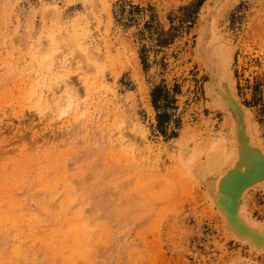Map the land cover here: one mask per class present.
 Instances as JSON below:
<instances>
[{
    "label": "rangeland",
    "instance_id": "1",
    "mask_svg": "<svg viewBox=\"0 0 264 264\" xmlns=\"http://www.w3.org/2000/svg\"><path fill=\"white\" fill-rule=\"evenodd\" d=\"M209 27L263 147L264 0H0V264H264L179 156L232 148Z\"/></svg>",
    "mask_w": 264,
    "mask_h": 264
},
{
    "label": "bare ground",
    "instance_id": "2",
    "mask_svg": "<svg viewBox=\"0 0 264 264\" xmlns=\"http://www.w3.org/2000/svg\"><path fill=\"white\" fill-rule=\"evenodd\" d=\"M208 29L200 37L196 51L210 75L206 84L207 96L212 101L213 109L225 114L232 148L227 149L225 139L217 135L216 139H211L208 149L203 150L206 155L203 161L198 160L202 152L191 150L185 142L179 156L194 176L192 178L201 181L202 185L207 184L205 192L223 218L224 230L235 240L251 244L253 249L262 252L264 226L251 218L246 201L251 190L264 186V146L257 139V124L237 94L232 69V44L222 43L218 36H213L211 28ZM40 99H44V96ZM68 238L72 244L71 236L68 235Z\"/></svg>",
    "mask_w": 264,
    "mask_h": 264
},
{
    "label": "trees",
    "instance_id": "3",
    "mask_svg": "<svg viewBox=\"0 0 264 264\" xmlns=\"http://www.w3.org/2000/svg\"><path fill=\"white\" fill-rule=\"evenodd\" d=\"M160 91H161V89H156V91H155L154 94H153V101H154L155 106H156L158 109H160V106H159V104H158V93H159ZM164 124H165V122H163V121L160 120V126L163 127Z\"/></svg>",
    "mask_w": 264,
    "mask_h": 264
},
{
    "label": "water",
    "instance_id": "4",
    "mask_svg": "<svg viewBox=\"0 0 264 264\" xmlns=\"http://www.w3.org/2000/svg\"><path fill=\"white\" fill-rule=\"evenodd\" d=\"M262 246H264V245H262Z\"/></svg>",
    "mask_w": 264,
    "mask_h": 264
}]
</instances>
